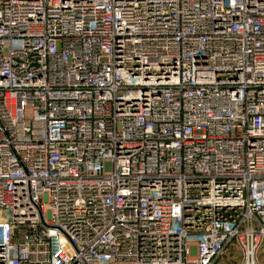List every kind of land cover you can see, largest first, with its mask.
<instances>
[{
  "label": "built area",
  "instance_id": "2783aa9c",
  "mask_svg": "<svg viewBox=\"0 0 264 264\" xmlns=\"http://www.w3.org/2000/svg\"><path fill=\"white\" fill-rule=\"evenodd\" d=\"M0 264H264V0H0Z\"/></svg>",
  "mask_w": 264,
  "mask_h": 264
}]
</instances>
